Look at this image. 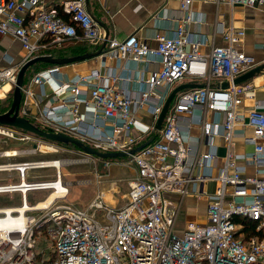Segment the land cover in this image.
Here are the masks:
<instances>
[{
	"label": "built area",
	"instance_id": "1",
	"mask_svg": "<svg viewBox=\"0 0 264 264\" xmlns=\"http://www.w3.org/2000/svg\"><path fill=\"white\" fill-rule=\"evenodd\" d=\"M218 1L264 10V0ZM192 3L193 0H180L184 14L181 22L172 36L158 34L156 47L136 34L108 41L104 55L135 61L154 58L161 62V69L142 83L138 98L103 80L100 70L59 82L60 67L54 66L40 71L28 86L24 85V96H33V87L38 86L41 98H47L45 87L49 86L52 98L57 101V104L47 102L35 119L52 125L55 131L92 143L89 145L101 151L128 153L139 146L132 135L137 112L148 105L157 120L167 100L164 95L163 101H152L154 90L170 89L188 76L208 81L219 78L230 83L226 88L208 84L188 89L177 97L156 138L130 158L146 192L121 209L106 204L101 192L85 208L58 204L70 194V185L52 160L0 163V173H6L8 178L6 183H0V195L19 194L21 200L19 206L0 207V264H264V237H247L246 225L235 221L237 217L249 219L257 224V231H264V178L260 176L264 169L257 167L254 175L246 171L248 163L264 166V105L247 113L252 133L248 140L254 144V151L232 152L235 128L243 120L237 111L242 103V89L234 80L264 60L257 61L241 49L246 32L233 27L223 34L225 44H212L207 53L203 52V46L209 43L207 38L193 36L187 27L193 21ZM59 8L69 14V20L59 15ZM0 34L13 36L25 50L21 65L0 68V86L5 82L15 85L18 72L27 61L54 56V52H47L52 46L58 48L75 39L99 49L105 35L87 11L86 0H56L52 6L46 0H0ZM260 47L264 48V44ZM81 104L93 106L94 113L83 117ZM39 105L37 101L36 106ZM195 106L224 114L222 125L203 122V116L197 120L203 125L207 140L221 136L227 145L225 163L216 176L208 171L215 151L203 155L193 152L180 127L184 118L193 121L189 115H193ZM28 110L23 112L30 115ZM107 122L112 126L104 131ZM220 125L222 131L218 133ZM0 133L11 137L17 134L16 128L2 125ZM35 147L34 151H2L0 157L12 159L38 150L46 152L42 151V145ZM47 149L56 151L54 146ZM10 152L14 155H9ZM196 167L206 172L196 176ZM53 168L54 180L28 179L35 170ZM208 180H215L217 188L207 195L206 221H187L180 231L177 220L181 202L169 196L179 195L182 201L193 194V184ZM36 191L56 192L58 196L39 209V202L28 203L29 193ZM30 212L40 214L34 216ZM41 242L46 246L38 250Z\"/></svg>",
	"mask_w": 264,
	"mask_h": 264
},
{
	"label": "crops",
	"instance_id": "2",
	"mask_svg": "<svg viewBox=\"0 0 264 264\" xmlns=\"http://www.w3.org/2000/svg\"><path fill=\"white\" fill-rule=\"evenodd\" d=\"M46 1L49 6L54 5L56 2V0ZM88 2L90 11L94 17L108 27L109 41L113 39L124 40L129 35L136 34L151 47H156V36L158 34L172 36L176 27L181 22V17L184 15L180 10V0H88ZM60 9L61 8L58 10L59 15L67 20V18L60 13ZM190 10L193 21L188 23V30L195 37L204 35L209 42L208 45L203 46V52L207 53L212 44H225L226 42L223 39V34L227 29L233 27L235 29H244L246 32L244 40L240 43L241 49L247 54L254 56L257 61L263 62L264 48L260 47V45L264 44L263 9L251 8L244 5L231 6L227 3L219 2L218 0H193ZM63 14L69 16V14L64 11ZM101 29L105 34L104 29L102 27ZM86 48V50L78 54L69 53L65 56H76L98 50L89 45H87ZM24 54V47L19 40L15 39L13 36H4L0 34V68L21 65ZM58 54L59 52L55 50L54 56L57 55L56 57H61V55ZM161 66L162 64L159 59L151 58L146 61H135L133 59H118L108 53L90 60L61 66L58 81H70L78 75H88L93 70H100L103 80H107L111 84H114V86L124 94H128L133 98H138L142 92V83L155 75L161 69ZM112 77H115V79ZM185 83H198L204 86L210 84L213 87H219L224 81L219 78H212L208 81V79L188 76L184 80L174 84L170 89L167 87H160L154 90L152 101H163L161 97L165 95L168 98L175 87ZM238 86L242 89V103L237 108V111L243 115V120H241L235 128L232 152L237 154L252 153L255 146L248 140V137H250L252 133L247 124V113L256 106L264 105V72ZM12 87L11 83H2L0 86V99L7 96ZM33 89V96H24L21 109H29V113H34L35 109H42L49 101L57 104V101L52 98L51 88L49 86L45 87L48 95L47 98H41L40 87L35 86ZM37 101L40 103L38 107L36 106ZM79 110L83 117H89L94 113V108L91 105L81 104ZM192 116L193 121L184 118L180 122L182 133L186 138L187 145L198 155H203L212 150L215 151V157L212 160V168L208 171L211 172L212 176H216L219 168L223 167L225 163L227 145L221 136H213L212 139L207 140L203 131V125L199 124L197 120L200 116H203V122L219 123L222 125L224 114H218L211 110H205L201 106H195L193 115H189V117ZM136 120L137 122L132 130V135L138 139V145H141L149 141L155 135L154 128L157 120L149 111L148 105H145L137 112ZM221 125L217 130L218 133L222 131ZM111 126V122H107L102 130L109 131ZM1 158L4 157H0V159ZM5 159L10 161L16 158ZM123 162H127L130 165H116L117 169L115 171H110L108 175H97V180L95 182L97 186L95 196L97 193L101 192L105 203L115 209L123 208L128 202L141 198L146 192L145 184L138 179L137 168L131 160ZM257 167L264 169L263 165L248 163L246 164V171L248 174L254 175L256 174ZM204 172L206 171L201 167H196L194 169V175L196 176L203 175ZM0 175H2V178H0L2 181L0 183L8 181L6 173H0ZM260 176L264 178V173L260 174ZM67 182L70 183V181ZM216 188L217 183L215 180H208L205 182L198 181L192 185L193 194L186 197L184 200L181 201L179 195L175 194L170 195L169 198L181 202L180 210L184 217L183 221L204 223L207 218V213H205V217H203L204 205L205 203L208 205L207 195L213 194ZM196 193L198 195H196ZM15 195L16 194L9 196L12 199ZM94 197L92 199H94ZM196 207H200L201 211H203L198 218L195 217L193 213ZM183 229H180V231Z\"/></svg>",
	"mask_w": 264,
	"mask_h": 264
},
{
	"label": "rangeland",
	"instance_id": "3",
	"mask_svg": "<svg viewBox=\"0 0 264 264\" xmlns=\"http://www.w3.org/2000/svg\"><path fill=\"white\" fill-rule=\"evenodd\" d=\"M54 55V53H52ZM57 56V55H56ZM55 56V57H56ZM55 65H51L50 67H54ZM61 67V66H58ZM45 68V69H48ZM45 69L36 70L35 67H31L26 75L24 85H28L31 78L38 74L40 71ZM12 89L10 93L4 98L0 99V113L7 112L13 101V91L14 85H12ZM23 103V101H22ZM22 105V104H21ZM31 110V109H30ZM34 110V109H33ZM40 112V109H35L34 113H30V115H26L21 109V114L28 117L32 120L36 125L44 128V129H53L56 130L52 125L46 123L43 120L35 119L34 116ZM17 134L15 137L5 136L0 133V152L7 150H33L36 148L35 145H42V151H46L48 146H54L56 151H51L47 149L45 153L40 152L39 150L33 154H23L22 156L17 157L12 161H37V160H62L68 161L62 167V175L64 181H70L69 190L70 194L66 198V200L57 201L58 204H72L74 206H78L81 208L87 207L90 202L93 200L92 198L96 194V180L97 175H108L110 171H115L117 169L116 165H130L127 162L130 158H120V159H100L97 156H89L83 153L80 149L66 144H59L52 142L50 140L41 138L37 135L28 133L21 129L16 128ZM26 138V139H25ZM25 139V140H24ZM93 145L92 143H89ZM18 159V160H17ZM7 159L1 158V162H6ZM132 166V165H131ZM133 167V166H132ZM2 178V175H0ZM29 180H54L55 179V169H39L35 170L28 177ZM2 179L0 180V182ZM6 183V182H4ZM52 193V192H51ZM50 191H36L29 193L28 203L30 205H34L38 202L43 201L49 194ZM21 204L20 195L16 194L12 199L9 195H0V207L6 206H19ZM204 216L207 213V204L204 205ZM181 211V210H180ZM194 216L199 217L200 214L203 213L200 207H196L193 210ZM30 215L39 216V212H30ZM184 217L182 215V211L179 212L178 220H177V228L183 229L185 225V221H183ZM45 243H39L38 250H43L45 248Z\"/></svg>",
	"mask_w": 264,
	"mask_h": 264
},
{
	"label": "water",
	"instance_id": "4",
	"mask_svg": "<svg viewBox=\"0 0 264 264\" xmlns=\"http://www.w3.org/2000/svg\"><path fill=\"white\" fill-rule=\"evenodd\" d=\"M86 7H87L88 12L91 14L93 20L97 22L105 31L104 41L101 47L97 51L86 52V53L79 54L76 56H61V57L39 56V57H35L27 61L26 63H24L18 72L17 80L14 85L13 101H12L11 107L7 112L0 113V125L18 128V129H21L28 133L37 135L41 138L50 140L55 143L74 146L80 149L83 153L89 156H97L100 159L132 158L133 154H135L136 152L142 150L144 147L149 145L156 138L157 134L162 130L165 118L168 114V111L171 105L173 104V102L177 99V97L185 90L202 88L204 87L203 84L185 83V84H181L175 87V89H173V91L167 98L162 108V111L156 121V125L154 128L155 135L149 141L137 146L136 148L129 151L128 153L120 152V151H101L72 134L66 133L64 131H55L53 129H49V130L44 129L36 125L32 120H30L28 117L20 113L21 104H22V100L24 97L25 75L31 67H33L34 65L38 63H46L50 65H55V66H65V65L75 64L78 62H82V61H86V60H90L92 58L98 57L104 54V52L106 51V46L109 41L108 27L103 22H101L96 17H94V15L91 13L88 0H86ZM263 72H264V63L256 66L250 71L237 77L234 80V84L240 85L241 83H245L253 79L256 75H259ZM229 85L230 83L228 81H224L221 87L226 88Z\"/></svg>",
	"mask_w": 264,
	"mask_h": 264
},
{
	"label": "trees",
	"instance_id": "5",
	"mask_svg": "<svg viewBox=\"0 0 264 264\" xmlns=\"http://www.w3.org/2000/svg\"><path fill=\"white\" fill-rule=\"evenodd\" d=\"M60 13L63 16H65L67 18V20H69V16L63 14V11L61 9H60ZM87 45L88 44L86 42L71 39V40L65 41L61 47H58V48L56 46L50 47V49H48L47 52L51 53V52H54L56 50L59 52L58 55H61V56H65L69 53L78 54L81 51L86 50ZM49 66H51V65L46 64V63H38V64L34 65L36 70L45 69V68H48ZM235 221L237 223H244L246 225L245 231H246L247 237H252L255 235H257L261 238L264 237V231H257V229H256L257 224L252 222L251 220L246 219V218H242V217H237L235 219Z\"/></svg>",
	"mask_w": 264,
	"mask_h": 264
},
{
	"label": "bare ground",
	"instance_id": "6",
	"mask_svg": "<svg viewBox=\"0 0 264 264\" xmlns=\"http://www.w3.org/2000/svg\"><path fill=\"white\" fill-rule=\"evenodd\" d=\"M0 95H1V93H0ZM46 151H47V149H46ZM9 155H14V154H12V153L10 152ZM51 162H53L55 165H57L58 168L60 169V171L62 172V165H65V163H67L68 161H65V160H64V161H62V160H52ZM61 179H62V178H61ZM58 189H59L58 192L60 193V189H62V187H59ZM57 196H58V194H57L56 192H52L51 194H49V195L46 197L45 200L39 202V204L37 205V207H38L39 209H40V208L47 207L48 205H50L51 203H53V202L55 201V199H56ZM27 206H29V205L27 204ZM19 210H20L21 212H24V211H23L24 209H23L22 207H20Z\"/></svg>",
	"mask_w": 264,
	"mask_h": 264
}]
</instances>
